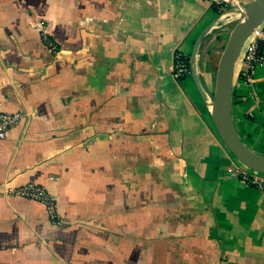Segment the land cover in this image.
I'll return each instance as SVG.
<instances>
[{
    "label": "crops",
    "instance_id": "1",
    "mask_svg": "<svg viewBox=\"0 0 264 264\" xmlns=\"http://www.w3.org/2000/svg\"><path fill=\"white\" fill-rule=\"evenodd\" d=\"M226 13L208 0H0V106L24 114L0 142V264H264V192L229 175L208 105L240 19ZM174 48L192 69L182 81ZM232 102L238 136L264 156V66L252 84L236 71ZM30 182L60 224L4 195Z\"/></svg>",
    "mask_w": 264,
    "mask_h": 264
},
{
    "label": "built area",
    "instance_id": "2",
    "mask_svg": "<svg viewBox=\"0 0 264 264\" xmlns=\"http://www.w3.org/2000/svg\"><path fill=\"white\" fill-rule=\"evenodd\" d=\"M222 15L227 11H243L246 0H208ZM41 36L44 43L54 54H58L60 47L46 31L44 22L40 24ZM174 64L171 68V76L176 81H182L191 74L189 59L180 48H174ZM264 66V22L257 27L252 35L247 39L236 63V71L243 74L245 81L252 84L256 70ZM245 68V69H244ZM24 114L10 113L0 106V142L7 139L9 132L17 126ZM230 176L239 179L246 185L264 192V174L248 169L247 167L228 168ZM4 195L8 197H18L38 203L45 208L50 220L54 224H60L61 218L58 212L57 201L52 197L49 190L37 183H27L15 188H5Z\"/></svg>",
    "mask_w": 264,
    "mask_h": 264
},
{
    "label": "water",
    "instance_id": "3",
    "mask_svg": "<svg viewBox=\"0 0 264 264\" xmlns=\"http://www.w3.org/2000/svg\"><path fill=\"white\" fill-rule=\"evenodd\" d=\"M238 13L240 19L234 26L221 55L214 96L208 101V105L217 133L229 152L248 169L264 174V156L251 151L238 136L232 102L236 63L247 39L264 22V0H252ZM195 55L196 50L191 63L194 62ZM200 92L204 98L201 89Z\"/></svg>",
    "mask_w": 264,
    "mask_h": 264
},
{
    "label": "rangeland",
    "instance_id": "4",
    "mask_svg": "<svg viewBox=\"0 0 264 264\" xmlns=\"http://www.w3.org/2000/svg\"><path fill=\"white\" fill-rule=\"evenodd\" d=\"M238 23V22H237ZM237 23H235L234 25H233V27L231 28V30L229 31V33H228V35H227V39H226V42H225V44H224V47L222 48V50H221V52H220V58H221V55H222V53H223V51H224V49H225V47H226V44H227V42H228V40H229V37H230V34H231V32H232V30H233V28H234V26L237 24ZM219 62H220V59H219ZM218 66H219V63H218ZM231 154V153H230ZM231 157H232V159L234 160V164L232 165V166H235V167H243L244 165H242L232 154H231Z\"/></svg>",
    "mask_w": 264,
    "mask_h": 264
},
{
    "label": "bare ground",
    "instance_id": "5",
    "mask_svg": "<svg viewBox=\"0 0 264 264\" xmlns=\"http://www.w3.org/2000/svg\"><path fill=\"white\" fill-rule=\"evenodd\" d=\"M235 12V11H234ZM237 13V16H240V14L238 13V12H236ZM234 13H231V12H228V13H226L224 16H223V20L224 21H228V20H231L233 17L232 16H234L233 15Z\"/></svg>",
    "mask_w": 264,
    "mask_h": 264
}]
</instances>
